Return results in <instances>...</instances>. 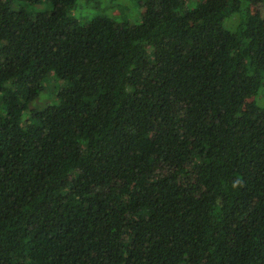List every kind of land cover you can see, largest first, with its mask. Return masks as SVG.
<instances>
[{"label":"trees","instance_id":"trees-1","mask_svg":"<svg viewBox=\"0 0 264 264\" xmlns=\"http://www.w3.org/2000/svg\"><path fill=\"white\" fill-rule=\"evenodd\" d=\"M78 2L0 0V264H264V0Z\"/></svg>","mask_w":264,"mask_h":264},{"label":"rangeland","instance_id":"rangeland-1","mask_svg":"<svg viewBox=\"0 0 264 264\" xmlns=\"http://www.w3.org/2000/svg\"><path fill=\"white\" fill-rule=\"evenodd\" d=\"M138 0H90L89 3L79 0L76 14L82 22L90 20L95 14L102 11L112 18L117 23L135 24L139 12L137 6ZM45 89L39 101L32 103L30 109H42L47 104H54L56 102V95L60 88L61 83L56 82L54 79L49 78L45 81ZM261 93L259 98L264 102V85L260 89Z\"/></svg>","mask_w":264,"mask_h":264}]
</instances>
